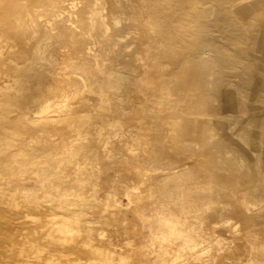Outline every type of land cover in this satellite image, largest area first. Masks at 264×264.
Segmentation results:
<instances>
[{
  "label": "rangeland",
  "instance_id": "obj_1",
  "mask_svg": "<svg viewBox=\"0 0 264 264\" xmlns=\"http://www.w3.org/2000/svg\"><path fill=\"white\" fill-rule=\"evenodd\" d=\"M50 1L0 0L1 57L18 49L10 32L23 30L17 36H28L29 47L46 43L62 52L83 49L93 64L105 71L124 70L130 79L118 96L108 95L111 103L108 99L96 109L118 112L122 122L94 124L87 137L83 133L71 140L72 146L94 148L82 157L91 162L94 175L77 169L56 175L44 157L31 163L51 166V181L70 189L67 204H53L58 186L19 174L23 188L17 201L32 195L43 206L33 210L39 217L51 206L56 213L38 227L45 238L24 251L38 244L41 263L60 250L67 264H162L164 256L168 264H264V0H192L156 25L164 36L155 42L150 38L153 19L114 15L109 0ZM7 65L0 66V123L19 110L8 103L21 89ZM135 77L144 83H135ZM82 94L98 103L95 92ZM19 132L15 126L2 132L1 153L18 146ZM26 153L21 149L20 157ZM9 162L23 169L18 156ZM172 166H178L174 173ZM12 179L0 174V191L12 194ZM13 216L5 210L0 221ZM167 218L170 229L203 227L193 256L181 249L183 233L169 235L162 224ZM25 232L20 229L18 237L25 239Z\"/></svg>",
  "mask_w": 264,
  "mask_h": 264
},
{
  "label": "bare ground",
  "instance_id": "obj_2",
  "mask_svg": "<svg viewBox=\"0 0 264 264\" xmlns=\"http://www.w3.org/2000/svg\"><path fill=\"white\" fill-rule=\"evenodd\" d=\"M60 1L63 0H57L55 3L57 4ZM108 2L115 5L114 15H118L121 18L124 15L133 13L140 16H148V18L153 19L152 23L149 25L150 28H152L151 32H153L150 38L155 42L159 41L161 36H164L163 30L154 29L158 28L156 25L163 23V19L171 14V12L180 9L181 7L184 8L186 4L192 2V0H109ZM50 5L51 4H49V6ZM70 5L73 6V4ZM54 9L53 11H55ZM56 11L58 10L56 9ZM118 16L116 17L117 20H119ZM17 21L19 23V19ZM6 22H9L7 18ZM12 25L15 24L12 23ZM21 31L16 32V34L10 32V35L14 37L13 42L15 41L16 45H18V49L16 51H8V56H6V58L1 57L4 56V51L3 46L0 45V66L7 65V63L11 60L12 63H10V65L8 63L7 65L9 66L8 68L11 69L10 77L16 84H19L21 89L18 95L14 94V99L12 98L13 100L8 102L11 106H19L16 116L4 123H0V136H3L1 134L5 129L13 126L19 128L20 130L18 139L19 143H17L18 146L12 148L10 153L5 154L0 152V174H8L10 179L14 177L12 180L15 182V191L12 194L0 191V212L11 210L14 215L11 219L0 221V264H67V254L60 250L55 252L58 256L49 255L45 258L43 263H41L42 250L38 244L31 245L33 246L31 250L26 252L24 251L25 247L33 241H40L45 238V230H38V227L46 225L51 218L56 217V213H54V210L52 209L53 207L51 206L49 209H46L48 212H46V210H41V213H44V218H41V216L39 217L38 213L33 210L43 206L40 200H35L32 195H23L21 196L22 199L19 197V200L21 201H17L16 195L19 188H23V183L19 180V174L28 173L35 176L37 183L40 185L58 186L60 190L58 193L54 194L55 200L53 201V204L55 206L67 204L68 198H66V195L70 189H64V184L51 181L48 177L47 170H50L49 168L53 166L55 169L53 172L56 175H62L72 169L81 170V172L86 173V175H90V173L95 174L96 171L92 167L91 162L82 160V157L88 153L90 155L94 148H91V144H78L72 146L71 140L80 138L83 133L86 135L85 137H87L88 131L86 130L94 124L97 125L100 123L102 125L103 123H113L114 125V123L117 124L122 122V118L118 112L114 115H108L109 113L105 114L104 112L97 111L96 109L107 104L109 101L111 103L108 95H112V97L119 95L118 91L121 89L123 84H126L127 79H130V73L126 74L123 72L124 70L119 71L117 69L109 71L103 70V66L101 67L100 65L99 67L91 62L88 55L82 52L83 49H76L71 52H62L57 51L55 48H52L50 44L46 43H43L44 45L39 44L34 47H29L27 45L30 39L27 38V35H25L27 37H24V39L17 36L22 33ZM19 40H22L25 43L20 45L19 42L21 41ZM89 51L90 50H88V54ZM20 58L25 59L26 63H24V65H20L23 62ZM13 61H16V64ZM108 68L110 69L111 67ZM104 80H106V82H104ZM142 80L143 79H141V77H135L134 79V81H136L135 83H144V80ZM85 89L95 92L98 95V103L92 104V102H89V99L87 100L85 98L82 94ZM137 89H139V87ZM25 90H30L31 92L29 91L30 93H27ZM106 91H108L107 93L110 92V94H105ZM157 94L155 95L158 96ZM15 97H17V99H15ZM54 98H57V100L60 99L61 103L59 101L57 103L54 102ZM164 102H166V99ZM92 109L96 112H93ZM120 109L122 108L120 107ZM81 110L87 112L91 111L92 113L90 112L85 114V112H82ZM79 111L82 113L78 114ZM101 125L99 126L102 127ZM94 128L96 129V126ZM83 130H85V132H83ZM71 131H75L76 134H72ZM108 139L106 138L105 145L111 142ZM41 141H44L45 143H40ZM5 144L6 143L2 137L0 150L2 145L5 146ZM105 145L104 147H106ZM24 148L29 150V154L26 153L25 156L20 157L21 149ZM106 148H104V150ZM17 156L23 162V169L20 168V166H16V164L9 162L10 158ZM36 157L46 158L51 166L47 168L34 166L31 163H33V160ZM68 161H74L73 165H69ZM177 168L178 166H172L169 170H172L174 173L177 171ZM19 204L23 205V207L19 208L21 206H18ZM81 221H83V219ZM162 224L169 227V235H173L176 232L183 233L185 235V244L181 247V249L184 252L188 251L187 253H190L193 256L194 251L198 250L197 245L199 236L196 237V235H200L205 232L203 227H196L188 224L184 228L174 230L172 227L170 229L171 219L168 218L166 222H162ZM20 229L26 231L25 233L27 235L25 234V236L23 234L25 239L18 237ZM3 232L11 236L9 241L2 238V236L6 237ZM163 240H167V238H163ZM2 241H4L3 245H1ZM5 246L8 247L5 248ZM80 250L81 252H84L83 249ZM167 250L168 248L166 251ZM36 253L39 255H36ZM197 256L198 255L196 254V257ZM167 258L168 257L164 256L162 264H168Z\"/></svg>",
  "mask_w": 264,
  "mask_h": 264
}]
</instances>
